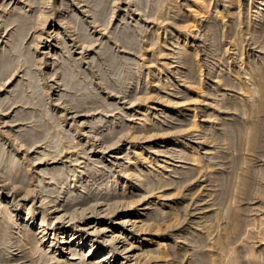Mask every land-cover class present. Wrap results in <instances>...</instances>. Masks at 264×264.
I'll list each match as a JSON object with an SVG mask.
<instances>
[{
  "label": "rangeland",
  "instance_id": "obj_1",
  "mask_svg": "<svg viewBox=\"0 0 264 264\" xmlns=\"http://www.w3.org/2000/svg\"><path fill=\"white\" fill-rule=\"evenodd\" d=\"M100 1L0 0V66H7L0 69V264H49L41 250H32L41 222L55 240L63 230L73 232L68 244L75 247L89 244L84 220L93 226L126 213L134 214L130 220L156 223L149 229L163 239L169 256L136 264H264V220H258L264 211V110L248 109L260 96L251 89L258 78L264 82V19L254 35L246 27V16L261 0H241L235 19L215 15L214 0ZM184 39L185 63L176 58ZM188 66L192 77H185ZM253 118L256 151L244 133ZM171 138L183 145L168 144ZM187 145L204 148L197 161ZM135 168L150 175L152 185L139 188ZM240 176L248 180L242 191ZM232 204L243 216L236 231L228 226ZM24 217L31 225L24 227ZM135 225L122 229L134 246L145 237V227ZM91 239L99 253L111 245ZM79 255L60 264L79 263Z\"/></svg>",
  "mask_w": 264,
  "mask_h": 264
},
{
  "label": "bare ground",
  "instance_id": "obj_2",
  "mask_svg": "<svg viewBox=\"0 0 264 264\" xmlns=\"http://www.w3.org/2000/svg\"><path fill=\"white\" fill-rule=\"evenodd\" d=\"M100 1V0H99ZM203 1V3H206V1L205 0H202ZM210 1H212V0H208V2H210ZM214 1H216L215 2V5H214V3H213V5L214 6H216V11H217V14H215V15H218V16H223V18H224V16H228L229 18H231V19H235V17H238V16H240V4H241V0H214ZM225 2V4L223 5V6H221V7H219L221 4L219 3L218 4V2ZM39 2V1H38ZM95 2V1H94ZM98 2V1H97ZM101 2V1H100ZM99 2V3H100ZM105 2V1H104ZM107 2V1H106ZM222 2V3H223ZM84 3H86V2H84ZM93 3V2H92ZM163 3V2H162ZM243 3V2H242ZM49 4V3H48ZM100 4H103L102 6H104L105 4L104 3H100ZM99 4V5H100ZM192 4V3H191ZM194 4V3H193ZM208 4V3H207ZM210 4H211V2H210ZM210 4H208V5H210ZM254 4V3H253ZM89 5V4H88ZM95 5V4H94ZM190 5V4H189ZM206 5V4H205ZM79 6V5H78ZM101 6V5H100ZM187 6V5H186ZM195 6V5H194ZM201 6H202V4H201ZM204 6V5H203ZM249 6V5H248ZM190 7V6H189ZM193 7V6H192ZM207 7V6H206ZM205 7V8H206ZM209 7V6H208ZM191 8V7H190ZM204 8V7H203ZM99 9V8H98ZM103 9V8H102ZM159 9V8H158ZM208 9V8H207ZM211 9V8H210ZM213 9V8H212ZM154 10V9H153ZM161 10H163V9H161ZM203 10V9H202ZM91 11V10H90ZM104 11V10H103ZM155 11V10H154ZM201 11V10H200ZM207 11V10H206ZM101 12V11H100ZM203 12V11H202ZM201 12V13H202ZM41 13V12H40ZM185 13V12H184ZM206 13V12H205ZM214 13V12H213ZM244 13H246V12H244ZM250 13V12H249ZM69 14V13H68ZM73 14V13H72ZM190 14V13H189ZM71 15V14H70ZM167 15V14H166ZM214 15V14H213ZM243 15V13L241 14V16ZM245 15V14H244ZM103 16V15H102ZM182 16V15H181ZM159 17V16H158ZM186 17V16H185ZM207 17V16H206ZM244 17V16H243ZM247 17V19H246V24H247V26H246V24H245V26L247 27V29H248V31L250 32V35H254V29L257 27V25L258 24H260V22L264 19L263 17H264V0H261V2L258 4V6H255L254 7V9H253V11H252V13H250L249 15H247L246 16ZM171 18H173V17H171ZM182 18V17H181ZM196 18V17H195ZM213 18V17H212ZM13 19V18H12ZM192 19V18H191ZM217 19V18H216ZM221 19V18H220ZM221 20H223V19H221ZM28 21V20H27ZM206 21V20H205ZM181 22V21H180ZM185 22V21H184ZM198 22V21H197ZM222 22V21H221ZM230 22V21H229ZM237 22V21H236ZM245 22V21H244ZM243 22V23H244ZM264 22V21H263ZM24 23H25V21H24ZM188 23V22H187ZM203 23V22H202ZM213 23V22H212ZM233 23H234V21H233ZM9 24V23H8ZM28 24V23H27ZM43 24V23H42ZM180 24V23H179ZM181 24H184L183 22H181ZM230 24V23H229ZM238 24H239V22H238ZM237 24V25H238ZM224 25V24H223ZM240 25V24H239ZM215 26H217V25H215ZM230 26V25H229ZM237 27V26H236ZM25 28V27H24ZM123 29V28H122ZM210 29V28H209ZM19 29H17V31H18ZM26 30V29H25ZM29 30V29H28ZM220 30V29H219ZM86 31V30H85ZM164 31V30H163ZM196 31H198V30H196ZM218 31V30H217ZM124 32V31H123ZM193 32V31H192ZM212 32H213V30H212ZM23 33H24V31H23ZM86 33V32H85ZM197 33V32H196ZM195 33V34H196ZM235 33V32H234ZM256 33V32H255ZM126 34V33H125ZM191 34V33H190ZM208 34V33H207ZM219 34V33H218ZM228 34V33H227ZM238 34H239V32H238ZM24 35V34H23ZM58 35V34H57ZM83 35V34H82ZM87 35V34H86ZM124 35V34H123ZM172 35V34H171ZM245 35V34H244ZM259 35V34H258ZM170 37H172V36H170ZM219 37V36H218ZM17 38V37H16ZM87 38H89V37H87ZM20 39V38H19ZM94 39V38H93ZM93 39H91V40H93ZM170 39V38H169ZM174 39V38H173ZM85 40H86V38H85ZM87 40H89V39H87ZM154 40V39H153ZM187 40V39H186ZM189 40V39H188ZM130 41H131V39H130ZM176 41V40H175ZM90 42V41H89ZM154 42V41H153ZM158 42V41H157ZM163 42V41H162ZM165 43H166V41H164ZM171 42V41H170ZM179 42V41H178ZM182 43L181 44H179V46L180 45H183V46H181L182 48H181V50H180V52H179V54H178V57H176V58H178L181 62H184L183 60H185L184 58H186L185 56L188 54V52H189V47L188 46H186L187 44H186V41H185V39L184 40H182L181 41ZM240 42V41H239ZM129 43V42H128ZM127 43V44H128ZM151 43V42H150ZM180 43V42H179ZM188 43V42H187ZM224 43V42H223ZM20 44V43H19ZM153 44H156V43H153ZM167 44V43H166ZM219 44V43H218ZM18 45V44H17ZM101 45V44H100ZM107 45V44H106ZM168 45V44H167ZM220 45V44H219ZM16 46V45H15ZM191 46V45H190ZM13 47V46H12ZM47 47H49V45H45L42 49H46ZM178 47V46H177ZM163 48V47H162ZM162 48H160V50H162ZM191 48V47H190ZM240 48V47H239ZM242 48V47H241ZM18 49V48H17ZM105 49V48H104ZM191 50V49H190ZM29 51V50H28ZM162 51H164V50H162ZM234 51V50H233ZM191 52V51H190ZM193 52V51H192ZM197 52V51H196ZM111 53V52H110ZM194 53V52H193ZM103 54V53H102ZM176 54V53H175ZM194 56V55H193ZM92 57V56H91ZM109 57H111V56H109ZM113 58V57H112ZM111 58V59H112ZM115 58V57H114ZM122 58V57H121ZM65 59V58H64ZM110 59V58H109ZM132 59V58H131ZM173 59V58H172ZM113 61L112 62H114V60H116V59H112ZM76 61V60H75ZM97 61V60H96ZM129 61V60H128ZM179 62V61H178ZM180 62V63H181ZM263 62V61H262ZM185 63V62H184ZM196 63V62H195ZM254 63V62H253ZM192 64V63H191ZM219 64V63H218ZM243 64V63H242ZM94 65V64H93ZM193 65V64H192ZM254 65V64H253ZM258 65H259V63H258ZM4 66V65H3ZM3 66H0V69H4V68H6L7 66H4V68H2ZM95 67V66H94ZM193 67V66H192ZM192 67H189L188 66V68H187V73H185L186 75H185V77L187 76V77H190L191 76V74H192ZM252 67V66H251ZM254 67H256V69H257V65L255 66L254 65ZM181 69V68H180ZM199 69V68H198ZM259 69H260V66H259ZM258 69V70H259ZM264 69V68H263ZM1 70V71H2ZM25 70H27V69H25ZM194 70V69H193ZM3 71H5V70H3ZM9 71V70H8ZM255 71V70H254ZM101 72V71H100ZM238 72V71H237ZM252 72V71H251ZM256 72V71H255ZM260 74V73H259ZM105 75V74H104ZM217 75V74H216ZM223 75V74H222ZM255 75V74H254ZM258 76V75H257ZM192 77V76H191ZM259 77V76H258ZM263 77V76H262ZM216 78V77H215ZM193 79V78H192ZM264 79V78H263ZM101 80V79H100ZM253 80H255V79H253ZM155 81V80H154ZM189 81V80H188ZM193 81V80H192ZM197 81V80H196ZM234 81V80H233ZM238 81V80H237ZM220 82V81H219ZM244 82V81H243ZM257 82V84L256 85H254L253 86V88H255V89H251V90H255V91H257L258 92V94L260 95H258L259 97H258V100H257V102L256 103H251V104H249V111L250 112H252V113H255V114H257L260 110H264V82L260 79V78H258V81H256ZM74 83V82H73ZM163 85V84H162ZM72 87H74V86H72ZM167 87V86H166ZM170 87V86H169ZM13 88H14V86H13ZM17 88V87H16ZM200 88V87H199ZM238 88V87H237ZM243 90V89H242ZM248 90V89H247ZM145 91V90H144ZM200 91V90H199ZM173 92V91H172ZM180 92V91H179ZM63 93V92H62ZM158 93V92H157ZM255 93V92H254ZM60 94V93H59ZM247 94V93H246ZM251 94V93H250ZM67 95V94H66ZM147 95H149V94H147ZM155 95V94H154ZM177 95V94H176ZM205 95V94H204ZM255 95V94H254ZM165 96V95H164ZM217 96V95H216ZM247 96V95H246ZM249 96H251V95H249ZM83 97V96H82ZM87 97V96H86ZM189 97V96H188ZM220 97V96H219ZM257 97V96H256ZM137 99V98H136ZM189 99V98H188ZM208 99V98H207ZM16 100V99H15ZM246 100V99H245ZM14 101V100H13ZM206 101V100H205ZM204 101V102H205ZM239 101V100H238ZM244 101V100H243ZM254 101V100H253ZM80 102V101H79ZM200 102V101H199ZM219 102V101H218ZM229 103H231V102H229ZM246 103H249V102H246ZM215 104V103H214ZM218 104V103H217ZM235 105V104H234ZM244 105V104H243ZM1 106V105H0ZM211 106V105H210ZM10 107V106H9ZM189 108H191V107H189ZM239 108V107H238ZM230 109H232V108H230ZM234 109H235V107H234ZM245 109V108H244ZM85 110V109H84ZM87 110V109H86ZM85 110V111H86ZM191 110V109H190ZM194 112V111H193ZM207 112H210V111H207ZM183 113V112H182ZM213 113V112H212ZM167 114V113H166ZM242 114V113H241ZM248 114V113H247ZM246 114V116H248ZM211 115V114H210ZM215 115V114H214ZM232 115V114H231ZM245 115V114H244ZM258 115H260V114H258ZM263 115V114H262ZM193 116H194V114H193ZM246 116H245V118H246ZM151 117V116H150ZM171 117V116H170ZM207 117V116H206ZM210 117V116H209ZM193 118V117H192ZM244 118V119H245ZM263 118V117H262ZM98 119V118H97ZM96 118H95V120H97ZM217 119V118H216ZM250 119V118H249ZM112 120V119H111ZM143 120H144V118H143ZM15 121V120H14ZM94 121V120H93ZM102 121V120H101ZM100 121V122H101ZM13 122V121H12ZM147 122V121H146ZM192 122H194V120H192ZM247 122V121H246ZM158 123V122H157ZM243 123V122H242ZM257 123H258V121H257V118H253L252 120H251V123H250V126H249V122H248V127H247V131L245 132L244 130V133H246V144H247V146H248V148L251 150V151H256V149H257V147L259 148V146H258V133H259V129H258V127H257ZM140 124V123H139ZM190 124V123H189ZM226 124H228V123H226ZM234 124V123H233ZM97 125V124H96ZM141 125H145V124H141ZM192 125H194L193 123H192ZM237 125V124H236ZM242 125V124H241ZM161 126V125H160ZM187 126V125H186ZM190 126H191V124H190ZM197 126V125H196ZM224 126V125H223ZM227 126V125H226ZM184 127V126H183ZM193 127V126H192ZM228 127V126H227ZM243 127V126H242ZM154 128H155V126H154ZM224 128V127H223ZM232 128V127H231ZM243 128H245V126L243 127ZM242 128V129H243ZM119 129V128H118ZM156 129V128H155ZM154 129V130H155ZM173 128H171V130H172ZM210 129V128H209ZM100 130V129H99ZM138 130V129H137ZM154 130H153V132H154ZM157 130V129H156ZM161 130V129H160ZM195 130V129H194ZM233 130V129H232ZM112 131H114V130H112ZM141 131V130H140ZM146 131V130H145ZM152 131V130H151ZM229 131V130H228ZM261 131V130H260ZM67 132V131H66ZM133 132V131H132ZM147 132V131H146ZM236 132V131H235ZM28 133V132H27ZM26 133V134H27ZM106 133V132H105ZM195 133V132H194ZM242 133V132H241ZM262 133V132H261ZM100 134V133H99ZM118 134H119V132H118ZM144 134V133H143ZM227 134V133H226ZM28 135V134H27ZM30 135V134H29ZM43 134H41V136H42ZM100 135H102V134H100ZM117 135V134H116ZM146 135V134H145ZM64 136V135H63ZM107 136V135H106ZM180 136V135H179ZM21 138V137H20ZM28 138V137H27ZM221 138V137H220ZM224 138V137H223ZM242 138V137H241ZM240 138V139H241ZM259 138H260V135H259ZM67 139V138H66ZM172 139V138H171ZM209 139V138H208ZM233 139V138H232ZM54 140V139H53ZM106 140V139H105ZM201 140V139H200ZM229 140V139H228ZM26 141V140H25ZM31 141V140H30ZM40 141V140H39ZM110 141V140H109ZM36 142V141H35ZM168 142V141H167ZM226 142V141H225ZM28 143V142H27ZM69 143V142H68ZM232 143V142H231ZM168 144H170V145H179V146H182L183 145V142L180 140V139H178V138H174V139H172L171 140V142L170 143H168ZM225 144V143H224ZM228 144V143H227ZM260 144V143H259ZM31 145V144H30ZM32 146V145H31ZM168 146V145H167ZM188 146V145H187ZM220 146V145H219ZM225 146V145H224ZM243 146V145H242ZM246 146V145H245ZM241 148V147H240ZM189 149V150H188ZM200 149H204V148H200ZM200 149H198L196 146H188L187 148H185L184 150L185 151H188L190 154H192V158H193V161H195L197 158H195V154L196 153H198V150H200ZM5 150V149H4ZM209 150V149H208ZM225 150V149H224ZM160 151V150H159ZM211 151V150H210ZM243 151V150H242ZM246 151V150H245ZM1 152V151H0ZM57 152V151H56ZM152 152V151H151ZM156 152V151H155ZM163 152V151H162ZM207 152V151H206ZM141 153V155H142V152H140ZM159 153H161V152H159ZM249 153H251V152H249ZM52 154V153H51ZM173 154V153H172ZM199 155V154H198ZM144 156V155H143ZM234 157H236V156H234ZM143 158V157H142ZM145 159V158H144ZM163 159V158H162ZM199 159V158H198ZM197 159V160H198ZM214 159V158H213ZM216 159V158H215ZM249 159V158H248ZM76 160H78V159H76ZM150 160V159H149ZM154 160H156V159H154ZM179 160V159H178ZM196 160V161H197ZM231 160V159H230ZM241 160H242V158H241ZM244 161V160H243ZM14 162V161H13ZM236 162V161H235ZM96 163V162H95ZM197 163V162H196ZM230 163H231V161H230ZM233 163V162H232ZM243 163V162H242ZM248 163H250V162H248ZM248 163H247V165H248ZM253 163V162H252ZM198 164V163H197ZM218 164V163H217ZM144 165V164H143ZM161 165V164H160ZM194 165H196V164H193V166ZM56 166V165H55ZM138 166V165H137ZM199 166V165H198ZM201 166H203V165H201ZM210 167H211V165H210ZM199 168V167H198ZM202 168V167H201ZM249 168V167H248ZM258 168V167H257ZM14 169V168H13ZM63 169V168H62ZM141 169V168H140ZM190 169V168H189ZM188 169V170H189ZM194 169H196V168H194ZM208 169V168H207ZM246 169V168H245ZM83 170V169H82ZM127 170V169H126ZM126 170H125V172H126ZM132 170V169H131ZM135 170H136V168H135ZM197 170V169H196ZM240 170V169H239ZM243 170V169H242ZM259 170V169H258ZM44 171V170H43ZM50 171V170H49ZM140 171L141 170H139V168H138V170H136V171H134L133 173H134V178L136 179V181H138L139 182V184H138V187L139 188H143V187H146V188H148V186H150L149 184H151V180H150V178H148L149 176L147 175H142L141 173H140ZM191 171H193V170H191ZM198 171V170H197ZM261 171V170H260ZM264 171V170H263ZM6 172V171H5ZM51 172V171H50ZM61 172V171H60ZM130 173V172H129ZM168 173V172H167ZM244 173H246L245 171H244ZM248 173V172H247ZM252 173V172H251ZM255 173H256V171H255ZM258 173V172H257ZM9 174H11V173H9ZM48 174V173H47ZM147 174V173H146ZM178 174V173H177ZM200 174V173H199ZM217 174V173H216ZM235 174V173H234ZM263 174H264V172H263ZM6 175V174H5ZM114 175V174H113ZM166 174L164 173V175L163 176H165ZM194 175V174H193ZM211 175V174H210ZM223 175H225V174H223ZM229 175V174H228ZM238 175V174H237ZM260 175V174H259ZM8 176V175H7ZM16 176V175H15ZM64 177H65V175H63ZM156 176V175H155ZM162 176V177H163ZM168 176V175H167ZM13 178H14V176H12ZM216 177V176H215ZM222 177V176H221ZM9 179H10V177H8ZM22 178H23V176H22ZM66 178V177H65ZM178 178V177H177ZM247 178H249V177H247ZM7 179V178H6ZM8 179V180H9ZM162 179H165V178H162ZM224 179V178H223ZM227 179V178H226ZM234 179V178H233ZM236 179V178H235ZM54 180V179H53ZM64 180V179H63ZM154 180V179H153ZM213 180V179H212ZM215 180V179H214ZM4 181V180H3ZM171 181H173V180H171ZM185 181H187V180H185ZM218 181V180H217ZM216 181V182H217ZM17 182V181H16ZM40 182V181H39ZM233 182V181H232ZM247 182H248V180L244 177V176H240V184H239V186L241 187V189H239V190H245V188H246V186H247ZM38 183V182H37ZM162 183V182H161ZM165 183V182H164ZM187 183V182H186ZM222 183V182H221ZM112 184V183H111ZM172 184V183H171ZM180 184V183H179ZM234 184V183H233ZM39 185V184H38ZM152 185V184H151ZM160 185V184H159ZM162 185V184H161ZM165 185V184H164ZM181 185V184H180ZM230 185H232V184H230ZM250 185V184H249ZM101 186V185H100ZM108 186V185H107ZM163 186V185H162ZM169 186V185H168ZM238 186V185H237ZM32 187V186H31ZM221 187V186H220ZM236 187V186H235ZM249 187V186H248ZM51 188V187H50ZM132 189H127L126 190V192L125 193H131V192H133V187H131ZM137 188V187H136ZM138 188V189H139ZM152 188H153V186H152ZM155 188V187H154ZM160 188V187H159ZM207 188V187H206ZM68 189V188H67ZM107 190L105 191V193L106 194H108V191H110L108 188H106ZM125 189V188H124ZM150 189V188H149ZM54 190V189H53ZM84 190V189H83ZM137 190V189H136ZM158 190V189H157ZM169 190V189H168ZM238 190V191H239ZM52 191V190H51ZM113 191V190H112ZM234 191V190H233ZM46 192V191H45ZM56 192H59V191H56ZM55 192V193H56ZM154 192V191H153ZM177 192H179V191H177ZM244 192V191H243ZM110 193V192H109ZM122 193V192H121ZM242 193V192H241ZM90 194V193H89ZM103 195V194H102ZM193 195V194H192ZM68 196V195H67ZM80 196V195H79ZM109 196V195H108ZM112 196V195H111ZM130 196V195H129ZM235 196V195H234ZM84 197V196H83ZM120 197V196H119ZM132 197V196H131ZM71 198V197H70ZM93 198H95L94 196H93ZM129 198V197H128ZM67 199V198H66ZM65 199V200H66ZM80 199V198H79ZM87 199V198H86ZM85 199V200H86ZM97 199V198H96ZM102 199H104V198H102ZM141 199V198H140ZM206 199V198H205ZM236 199H238L237 197H236ZM235 199V200H236ZM71 200H74V199H71ZM111 200H113V199H111ZM110 200V201H111ZM120 200V199H119ZM243 200V199H242ZM64 201V200H63ZM75 201V200H74ZM74 201H72L71 203H73ZM129 201V200H128ZM138 201V200H137ZM201 201V200H200ZM212 201V200H211ZM69 202H70V200H69ZM77 202V201H76ZM63 203V202H62ZM70 203V204H71ZM148 203V202H147ZM152 202H150V204H151ZM186 203H188V202H186ZM239 203H240V199H239ZM81 204V203H80ZM89 203H87V205H88ZM6 205V204H5ZM29 205V204H28ZM146 205V204H145ZM188 205V204H187ZM210 205V204H209ZM234 207H231V208H229L230 209V213L228 214L229 215V218H230V224H231V226L230 225H228L229 227H231L232 228V230L233 231H236V229H238V227H240V224H241V217H243V216H241L240 217V206L238 205V204H232ZM232 205H230V206H232ZM4 206V205H3ZM75 206V205H74ZM73 206V207H74ZM131 206V205H130ZM184 206V205H183ZM149 206H144L143 208L141 207V209H140V211L138 212V214L140 215V214H142V212L143 211H145L147 208H148ZM206 207V206H205ZM71 209V208H70ZM119 209V208H118ZM3 210V209H2ZM215 211H216V209H214ZM70 211V210H69ZM160 211V210H159ZM177 211V210H176ZM191 211V210H190ZM224 211H226V210H224ZM228 211V210H227ZM243 211V210H242ZM252 211V210H251ZM174 212V211H173ZM192 212V211H191ZM246 212V211H245ZM158 213H160V212H158ZM163 213V212H162ZM172 213V212H171ZM244 213V212H243ZM242 213V214H243ZM80 214V213H79ZM90 214V213H89ZM151 214H153V212L151 213ZM150 214V215H151ZM209 214V213H208ZM218 214V213H217ZM222 214H224V213H222ZM227 214V213H226ZM7 215V214H6ZM103 215V214H102ZM134 214H131V213H126L125 215H122L120 218H117V219H115V220H95L94 222V225L93 226H91V224H90V222H92V220L90 221V220H84L83 221V223H82V225H83V230L82 231H84V233H87L88 235H90V238H89V240H88V242H89V244H85V245H82L83 243H80V244H77V245H75V247H72V245H69L70 243H72V239L74 238V233L73 232H69V231H65V230H63L61 233H60V236L57 238V240H55L54 239V237H55V235H56V233H54L53 234V236L52 237H50L51 236V234H48L47 233V231H45V228L47 227V225H45V224H43L42 222L40 223V226L39 227H37L35 230L37 231V233H38V235L40 236V240L39 241H37L38 243L36 244V242H35V244H36V246H35V249H32V248H30V249H32V250H35L34 252L36 253V252H38L39 250H41V252H42V254L43 255H45L46 256V260L47 261H49L48 263L49 264H60L61 262H63V260H62V258H69L70 256L72 257V256H75V255H78V254H80L79 256H80V258H85V260L88 262V260L90 261L88 264H109L110 262H112V259L113 258H115V257H118V256H122L123 258H122V260L120 261V263L119 264H126V263H124L123 262V259L124 260H126V262H131V264H136V263H139L141 260L143 261L144 260V262L145 263H151V261L153 262V260H161L162 258H168L169 256H166L167 254H166V252H165V250H164V246H165V244H163L160 240H163L162 238H160L159 236H158V233L157 232H155V233H151L152 231L149 229V228H155L156 226H157V224L156 223H153V222H151L150 220V218H148V220H137V219H135V220H130L129 218L130 217H132ZM147 215H149V213L147 214ZM149 215V217H151ZM213 215H215L214 213H213ZM227 215V216H228ZM7 216H9V215H7ZM158 216V215H157ZM156 216V217H157ZM161 216V215H160ZM212 216V215H211ZM164 217V216H163ZM183 217V216H182ZM210 217V216H209ZM215 217H217V215L215 216ZM218 217H219V215H218ZM226 217V216H225ZM25 218V217H24ZM155 218V217H154ZM159 218H161V217H159ZM165 218V217H164ZM169 218V217H168ZM33 219V218H32ZM166 219V218H165ZM172 219V218H171ZM176 220H177V218H175ZM216 219V218H215ZM9 220V219H8ZM22 221H24V227L26 226V225H29V223H30V225H31V223H32V220L30 219V217H26L25 219H21ZM157 220V219H156ZM173 220V219H172ZM178 220H180V219H178ZM198 220V219H197ZM11 221V220H10ZM15 221V220H14ZM57 222H59L60 220H56ZM99 221H101V222H99ZM153 221V220H152ZM169 221V220H168ZM167 221V222H168ZM227 221V220H226ZM19 222H21V221H19ZM156 222V221H155ZM171 222V221H170ZM177 222V221H176ZM228 222V221H227ZM6 223V222H5ZM16 223V222H15ZM50 223V222H49ZM165 224H166V222H164ZM198 223V222H197ZM218 223V222H217ZM22 224V223H21ZM93 224V223H92ZM136 224V225H135ZM137 224H138V226H137ZM168 224V223H167ZM137 226V227H140V230H144L145 229V232H143L142 233V235H144L145 237L144 238H140V242L138 241L137 242V244H135V246L133 245L134 243L132 242V241H128L129 240V238L130 239H132V237L131 236H129V234H128V232H126L125 230H122L124 227H126V226H131V227H133V226ZM223 225V224H222ZM19 226V225H18ZM21 226H23V224L21 225ZM176 226V225H175ZM136 227V228H137ZM145 227V228H144ZM158 227V226H157ZM156 227V228H157ZM174 227V226H173ZM142 228H144V229H142ZM148 229V231H147V229ZM169 228H170V226H169ZM213 228V227H212ZM234 228V229H233ZM20 229H22V228H20ZM24 229V228H23ZM61 229H62V227H61ZM74 229V228H73ZM222 229V228H221ZM228 229V228H227ZM25 230V229H24ZM205 230V229H204ZM228 230H230V229H228ZM218 231V230H217ZM223 231V230H222ZM17 232V231H16ZM108 232H110L109 234H108ZM230 232V231H229ZM238 232H239V230H238ZM19 234L17 235V237H16V239H19V237H21L20 236V231L18 232ZM193 233V232H192ZM211 233V232H210ZM227 233H228V231H227ZM235 233V232H234ZM205 234V233H204ZM203 234V235H204ZM49 235V236H48ZM187 235V234H186ZM195 235V234H194ZM202 235V234H201ZM226 235V234H225ZM184 236V235H183ZM209 237H210V235H208ZM224 236V235H223ZM88 237V236H87ZM204 237H206V236H204ZM35 238V237H34ZM91 238H99V239H101V240H105V242H108L109 243V248H108V251L107 252H103V253H99V252H97V250H96V246H97V241H93V239H91ZM196 238V237H195ZM221 239V238H220ZM264 239V238H263ZM262 239V240H263ZM34 240V239H33ZM68 240H69V242H68ZM212 240V239H211ZM226 240V239H225ZM229 240V239H228ZM17 241V240H16ZM100 241V240H99ZM194 241H195V239H194ZM175 242V241H174ZM185 242V241H184ZM191 242V241H190ZM198 242V241H197ZM199 242H201V240L199 241ZM203 242V241H202ZM205 242H206V240H205ZM215 242V241H214ZM219 242V241H218ZM218 242H217V240H216V243L218 244ZM18 243V242H17ZM69 243V244H68ZM102 243H103V241H102ZM178 243V242H177ZM192 243V242H191ZM64 244H68L69 245V247H68V249H64V248H62L61 246L62 245H64ZM194 244V243H193ZM220 244V243H219ZM169 245V244H168ZM182 245V244H181ZM203 245V244H202ZM199 246H201V245H199ZM255 246V245H254ZM177 247V249H180V244L179 245H177L176 246ZM194 247H196V246H194ZM202 247V246H201ZM210 247V246H209ZM220 247V246H219ZM264 247V246H263ZM25 249V248H24ZM29 249V250H30ZM98 249V248H97ZM201 249V248H200ZM213 249V248H212ZM221 249V248H220ZM82 250H84L83 252H82V254L81 253H79V252H81ZM172 250H174V249H172ZM184 250H186V249H184ZM193 250H195V249H193ZM192 250V251H193ZM233 250V249H232ZM222 251H223V249H222ZM253 251V250H252ZM31 252V251H30ZM185 252H187V251H185ZM198 252V251H197ZM205 252V251H204ZM220 252H221V250H220ZM249 252H251V251H249ZM32 253V252H31ZM182 253V252H181ZM214 253V252H213ZM217 253V252H216ZM248 253V252H247ZM253 253V252H252ZM33 254V253H32ZM98 254V255H97ZM172 254V253H171ZM255 254V253H254ZM7 255V254H6ZM69 255V256H68ZM194 255V254H193ZM209 255H210V253H209ZM250 255V254H249ZM201 256V255H200ZM213 256V255H212ZM217 256V255H216ZM222 256V255H221ZM226 256V255H225ZM228 256V255H227ZM177 257V256H176ZM215 257V256H214ZM219 257V256H218ZM82 258V259H83ZM194 258V257H193ZM248 258V257H247ZM255 258V257H254ZM257 258V257H256ZM37 259V258H36ZM79 259V258H78ZM81 259V262H79V263H75V262H72V264H82V261L84 262V259L82 260ZM199 259V258H198ZM210 259V258H209ZM251 259V258H250ZM24 260V259H23ZM114 260V259H113ZM201 260V259H200ZM211 260V259H210ZM215 260H217V259H215ZM228 260H230V259H228ZM259 260V259H258ZM37 261V260H36ZM203 261V260H202ZM207 261V260H206ZM220 261V260H219ZM238 261V260H237ZM251 261H252V259H251ZM264 261V260H263ZM14 262V261H13ZM31 262V261H30ZM46 262V261H45ZM117 262V261H116ZM119 262V261H118ZM160 262V261H159ZM250 262V261H249ZM35 263H37V262H35ZM84 263H86V262H84ZM142 263V262H141ZM140 263V264H141ZM155 263H156V261H155ZM158 263V262H157ZM195 263H197V262H195ZM207 263V262H206ZM214 263H217V262H214ZM213 263V264H214ZM233 263V262H232ZM64 264H66V263H64ZM87 264V263H86ZM163 264V263H162ZM179 264H180V261H179ZM199 264V263H198ZM202 264V263H201ZM205 264V263H204ZM209 264H211V263H209ZM258 264V263H257ZM261 264V263H260Z\"/></svg>",
  "mask_w": 264,
  "mask_h": 264
},
{
  "label": "built area",
  "instance_id": "obj_3",
  "mask_svg": "<svg viewBox=\"0 0 264 264\" xmlns=\"http://www.w3.org/2000/svg\"><path fill=\"white\" fill-rule=\"evenodd\" d=\"M258 220H264V211H263L262 214L259 216Z\"/></svg>",
  "mask_w": 264,
  "mask_h": 264
}]
</instances>
